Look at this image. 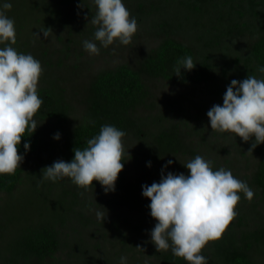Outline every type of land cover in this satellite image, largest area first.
I'll return each mask as SVG.
<instances>
[{
  "label": "trees",
  "instance_id": "trees-1",
  "mask_svg": "<svg viewBox=\"0 0 264 264\" xmlns=\"http://www.w3.org/2000/svg\"><path fill=\"white\" fill-rule=\"evenodd\" d=\"M78 1L83 0H17L19 5L13 18L16 44L12 46L18 52H32L43 68L38 86L43 104L34 119H56L62 126L66 125L77 109L63 83L74 84L71 78L78 76L76 82L83 84L79 83V90L73 89V92L77 97L81 93L79 98L84 107L77 123L65 132L63 142L58 143L57 158L72 160L74 148L86 147L87 140L97 135L104 124L122 129L126 133L123 138L137 141V146L133 150L124 144V168L118 175L115 191L108 193L97 181H93L94 187L84 190L64 179L57 182L43 179L42 169L50 166L46 158L31 170L21 163L14 174L0 175V196L7 197L5 204L0 205V264H57L58 253L65 250H71L85 262L94 258V250L101 242L98 239L92 244L90 240L98 235L106 238L102 228L109 219L106 216L104 221H96L95 216L88 214L93 204L88 199L89 193L97 200L113 198L104 208L113 212L110 225L120 231L119 237L123 236L122 240L118 237L121 253L129 254L140 246L143 257L153 258L152 264H189L174 256L171 249L157 251L150 237L156 222L151 215L143 216L139 207L142 206V185L159 182L162 167L168 160H173V164L166 172L179 173L180 166L187 170L182 159L194 158L205 147L204 128L189 127L199 131L201 141L197 146L188 143L192 131L185 129L189 119H183L187 115L185 106L170 100L164 106L167 111L153 113L159 108L154 89L159 81L199 87L202 106L194 120L202 124L209 110L208 103L222 104L232 79L261 76L257 66L264 65V0H123L139 28L157 38V47L137 60L136 66L122 64L88 78L71 42L77 36L94 37L98 26L90 22L95 14L89 2H83L75 19L67 13L65 7ZM58 29H67L68 39L59 51L58 60L52 63L43 58V42L38 38ZM242 37L247 40L245 44L239 40ZM72 55L76 62L66 64ZM185 55H191L196 66L191 71L182 69L181 75L176 76L174 68ZM178 116L183 120L176 122ZM26 141L30 142L27 152L23 148ZM57 142L53 138L47 142L37 127L34 133L26 131L18 153L24 158L39 151L48 153ZM243 142L251 149V140ZM251 154L252 163L248 159L251 172L240 176L241 170L237 168L233 175L249 184L254 198L249 201L240 194L235 218L219 240L210 241L202 249L208 264H264V144L257 145ZM129 159L138 170L134 181L129 180ZM148 161L151 167L147 166ZM224 162L226 169L234 166L232 160ZM214 164V169L220 167ZM146 201L150 204L149 199ZM149 204L144 206L149 208ZM116 206H120L118 211L114 210ZM136 237L145 242L135 243ZM119 254L110 264H119L123 255Z\"/></svg>",
  "mask_w": 264,
  "mask_h": 264
},
{
  "label": "clouds",
  "instance_id": "clouds-1",
  "mask_svg": "<svg viewBox=\"0 0 264 264\" xmlns=\"http://www.w3.org/2000/svg\"><path fill=\"white\" fill-rule=\"evenodd\" d=\"M93 3L96 12L90 22L98 27L94 39L83 41L85 51L99 55L101 47L116 42L129 45L138 23L123 0H93ZM11 8L9 0H0V45H4L0 47V175L14 174L20 168L24 159L18 153L22 137L26 131L34 133L37 129L34 117L43 104L38 94L42 65L31 53L18 52L12 46L16 44L15 21L5 12ZM195 66L193 57L185 55L178 59L175 75ZM257 71L260 77L232 79L223 103L214 104L207 111L212 130L235 134V139L238 136L245 142L251 140L250 152L264 144V65H258ZM125 135L113 124L102 125L99 133L87 140L86 147L74 148L72 160L58 159L42 169L43 179L57 182L69 178L84 190L94 187L93 181H97L105 193L115 191L125 163L122 159ZM60 138L59 132L53 136L55 140ZM23 148L27 152L30 142L26 141ZM172 164L170 159L162 167L159 182L142 185V195L150 200V215L156 221L150 232L151 242L157 251L171 249L174 256L189 264H208L202 249L210 241L219 240L235 218L240 194L251 201L254 190L230 169L223 166L214 169L213 162L201 155L183 164L187 175L166 172ZM147 166L151 167V161ZM93 211L97 219L104 221L107 212L103 206ZM119 264H128V257L122 255Z\"/></svg>",
  "mask_w": 264,
  "mask_h": 264
},
{
  "label": "rangeland",
  "instance_id": "rangeland-1",
  "mask_svg": "<svg viewBox=\"0 0 264 264\" xmlns=\"http://www.w3.org/2000/svg\"><path fill=\"white\" fill-rule=\"evenodd\" d=\"M91 3L93 5L92 12L95 14L96 12V5L93 3V0H83V1H78V2H73L72 4L66 6V11L67 13L75 19V16H77L80 12V8L82 5L86 2ZM12 4L11 9H6L5 12L10 18H15L14 14L17 12V0H9ZM84 2V3H83ZM124 2V1H123ZM125 3V2H124ZM127 9L129 10L130 7L125 3ZM21 10V8L19 9ZM131 14V11H130ZM92 19V18H90ZM67 29H58L50 32L48 35H42L39 36V42H43V47L42 52L45 53V55L42 53L43 58L50 60L52 63L54 61H57L59 56H60V50L63 48V45L67 37ZM62 36L65 38L64 40H59V37ZM92 38H88L86 36H77L74 42H71L72 50L75 52L76 50L78 51L77 53L80 55L79 59V64L81 67H83V73L87 77L88 75H93L95 73L108 70V69H113L118 67L119 65L122 64H130V65H135L137 63V60L140 58L146 56L148 53L151 52L155 47H157V38L153 37L151 34L145 32V30L139 28L137 32L134 34L132 42L129 45H123L120 44L119 42L114 43L113 45H110L107 48L101 47L100 48V54L99 55H89L87 51H85L83 47V41L85 40H92ZM242 44L246 43L245 37H242L239 39ZM97 44L99 45V42L97 41ZM36 50V49H35ZM40 51V49L38 48ZM37 50V52H38ZM33 51V49H32ZM72 52V51H71ZM33 55V53L31 52ZM41 56V55H40ZM76 62L75 56L72 55L68 59L67 63L68 65H74ZM57 70V69H56ZM59 70V69H58ZM73 70V69H72ZM60 71V70H59ZM71 76V72L69 73V76ZM78 76H74L73 81L76 87L72 86L74 84H71L70 82H65L63 83V86L67 89L68 95L72 96V105L77 109L76 113L74 116L71 117L70 121L62 126L56 119H46V120H40L36 119L37 121V126L42 132L45 140L50 142L52 140V136L54 133L59 132L61 134V138L58 140L57 144H54L53 147L49 148L48 153L46 152H37L34 155L27 156L23 159L22 164L23 166H26L28 170H31L33 168H36V166L41 163L42 159L46 158L48 159L49 165H51L54 161L58 160L57 154L60 152V148L58 143H62L65 137V132L67 130H70L78 121V118H80V112L83 110L84 104L81 101V93H78L77 97L75 93L73 92V89L78 91L80 88V84H83L81 81L76 82ZM88 78V77H87ZM40 85V81L38 82V86ZM78 86V87H77ZM156 88L154 89L155 95L158 97V106L159 108L154 111L153 113H158L159 110L167 111L168 109L164 106L167 105V103L170 100H175V104L178 106L184 105L185 106V111L187 115L183 119H187V124H185V128L187 131H192L191 136L188 139V143L194 144L197 146L199 142L201 141V137L199 136V131L196 130H191L194 127H203V135L205 136V141L204 145L205 147H202L198 153L199 155L203 156L205 159H209L213 162L214 165L218 164L226 168V163L224 160H232L234 161V166L230 168V170L233 172H237V168L241 170L240 176H244V174L250 173V169H252V166L249 165V161L252 163L253 158L250 157L251 152L247 149L245 146L244 142L242 140H239L237 137L235 139V134L232 133H221L215 130L211 129L210 123H209V118L207 117V112H206V117L202 121V124L200 122H196L194 120V115L199 111V108L202 106L200 103V90L199 87L195 86H182V85H173L164 81H159L156 83ZM214 104L216 103H208V109H210ZM177 106V107H178ZM176 107V108H177ZM175 108V109H176ZM181 116L176 117L175 121H181L183 120ZM199 124V125H198ZM61 127L65 128V130H61ZM189 127L191 129H189ZM128 144L132 147L133 150H135L137 146V141H129L123 138V145ZM50 147V146H49ZM249 151V152H248ZM51 155V157H50ZM253 155V154H251ZM250 157V158H249ZM190 157H184L182 160L184 163H186L188 160H190ZM249 159V161H248ZM141 167V166H140ZM250 168V169H249ZM129 180L134 181L136 180L138 176V170L136 169L133 160L129 159ZM183 172L187 175V170H183L181 166L179 167V173ZM156 178V176H153L152 179ZM160 180V179H159ZM158 180V181H159ZM64 181L66 183H70L69 178H64ZM16 195L19 194L18 191L15 192ZM88 199L91 200L93 204L91 207V210L88 211V214L95 216L96 221H101L100 219H97L95 215V211L93 209H97L100 206L107 207L111 199L106 198V199H101L97 200L95 197H92L91 194H88ZM110 199V200H109ZM144 196L141 198L142 201V206L139 207L141 209V213L143 216H150V210L148 206H144V204H149L148 201H146ZM7 200V197L5 196H0V205H4ZM114 204V203H111ZM120 208V206L114 207V210H117ZM119 210V209H118ZM117 210V211H118ZM143 211V212H142ZM107 212V218L109 220L113 219L114 215L113 212H109L106 209ZM106 221L104 224V227L102 228L106 232V238L102 239L99 237L98 238H93L90 240V242L93 244L95 241L99 239L101 242V246L99 245V248H96L94 250L95 257H90L88 258L87 262L83 261L80 259V257H76L77 254H74L71 252V250H65L63 252H59L57 255V264H110L111 261L117 260V256L119 253V256L123 254L120 251L122 250V246L120 245L119 238L121 240L123 239L122 237H119L120 231H117L116 228H113L110 225V221ZM156 221L154 220V223ZM104 231H102L104 233ZM119 237V238H118ZM135 243H139L142 245L143 242H145L144 239L140 238H134L133 239ZM94 246V245H93ZM137 249H133L132 252L129 254H123L128 257V264H152L154 261L153 258L148 257L147 255H143L140 253V250L138 247ZM135 257L137 258V261L135 260ZM119 258V257H118ZM134 259V260H133ZM136 261V263H135ZM155 264H157L155 262Z\"/></svg>",
  "mask_w": 264,
  "mask_h": 264
}]
</instances>
